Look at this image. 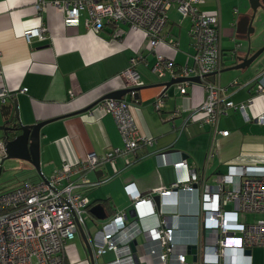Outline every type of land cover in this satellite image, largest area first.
<instances>
[{
    "label": "crops",
    "instance_id": "obj_1",
    "mask_svg": "<svg viewBox=\"0 0 264 264\" xmlns=\"http://www.w3.org/2000/svg\"><path fill=\"white\" fill-rule=\"evenodd\" d=\"M38 1L0 0V93L4 89L11 92L12 97L5 105L16 101L23 124L53 119L40 129L39 159L44 177H49L63 163H81L87 153L102 154L124 148L113 116L100 106L104 100L88 111H77L112 91L126 88L122 72L128 67L129 60L139 55L144 58V61H138L135 69L143 79V87L148 88L138 92V99L129 94L122 101L130 111L136 136L152 139V143L141 144L135 152L116 156L112 162L85 175L91 182L100 181L94 186L81 188L90 201L89 209L100 204L106 215L105 219L98 220L88 209L84 215L86 231L93 232V227L112 215L125 213L127 216L133 212L125 190L129 184L153 200L183 173L173 167L176 161L185 160L188 169L198 173L205 171L206 181L210 184L215 182L217 175L227 174L232 166L264 165V124L255 120L264 112V96L255 93L254 87L256 77L264 74L259 65L243 70H225L216 75L215 83L226 89L225 97L234 103L249 100L245 109L251 120L245 121L239 112L231 110L221 116L217 127L220 131H227V135L216 136L214 155L206 162L211 127L200 124L203 117L201 107L206 98L203 85L187 82L182 85L185 94L179 92L178 84L170 86L165 91L163 109L157 111L154 106V100L163 92V87L154 85L170 80L169 76L159 78L152 73L156 55H163L176 66L192 64L191 21L188 17H181L175 8L170 9L166 30L176 46L160 43L152 49L141 30L120 26L122 33L115 35L109 25L99 31L88 29L84 24L85 13L75 26H67L51 6L38 14L35 10ZM199 9L219 15L222 69L232 67L235 61L231 52L236 49L241 55L245 50V43L236 36V28L249 15L248 0H202ZM40 25L45 29L44 38H32L27 43L23 32ZM263 44L264 34L261 40L252 44V51ZM24 88L26 92L21 91ZM1 107L0 103V125L3 122ZM190 114L193 121L179 129ZM1 137L0 131V140ZM21 162L20 167L33 170L29 163ZM78 176L73 178L78 179ZM198 211L197 195L182 193L178 205L157 204L155 214L138 224L141 229L158 227L164 214L171 215L176 230L175 241L188 246L197 239L199 224L195 216ZM87 217L93 221V229L88 227ZM127 218L129 221L133 217ZM76 239L84 247L78 235L67 248L75 258L79 255ZM134 240L136 264H155L146 253L142 236ZM249 252L246 254L250 255V264H264V249L254 248ZM186 260L194 262L193 255L187 254Z\"/></svg>",
    "mask_w": 264,
    "mask_h": 264
},
{
    "label": "built area",
    "instance_id": "obj_2",
    "mask_svg": "<svg viewBox=\"0 0 264 264\" xmlns=\"http://www.w3.org/2000/svg\"><path fill=\"white\" fill-rule=\"evenodd\" d=\"M202 0H39L35 5L37 13L48 6L63 17L67 26H75L83 13L88 29L102 30L105 25L113 27L114 34H121L120 26L141 30L150 48L160 43L175 47L176 42L168 30V12L175 8L181 17L191 21L189 38L192 48L191 65L176 66L173 61L157 54L151 67L152 73L160 78L199 77L206 91L202 104L203 117L200 124L211 127L206 162L214 155L216 136L227 135L218 129V120L229 110L239 112L245 121H250L245 106L247 102L234 103L225 97V88L211 83L205 76L217 74L222 69L223 52L220 44V24L218 14H209L199 9ZM45 29L38 27L23 32L28 43L32 38H44ZM144 61L142 55L129 60L122 72L125 87L144 84L135 67ZM1 72V68H0ZM179 84V92L185 94V85ZM237 82L234 81V84ZM255 93L264 96V74L255 79ZM26 92V88L21 90ZM12 94L2 90L0 103L3 105ZM100 106L111 113L122 135L124 148L110 152L87 153L81 163L61 164L46 181L22 183L17 188L0 193V264H69L78 263L77 257L67 252L70 243L82 226L91 253L85 250L88 264H136L130 243L142 236L146 243V253L155 264H250L246 252L254 248L264 249V165L232 166L227 174H219L215 182L206 181L202 173L188 169L185 160L173 163V167L183 172L160 194L158 205H178L179 194L195 193L199 211L195 216L197 229V248L194 262L186 260L187 245L175 241L176 230L172 216L164 214L158 227L141 229L138 222L155 214L157 205L151 197H144L131 184L127 189L134 218H126L125 213L112 215L96 225L93 232L86 231L84 215L90 207L82 187H91L85 174L97 170L116 156L135 152L141 144H151L152 139L137 137L136 128L127 105L122 100L105 99ZM157 111L164 107V98L159 95L154 100ZM264 124V112L255 118ZM192 114L184 118L181 127L192 122ZM4 144L0 141V155ZM74 179V175H78ZM240 214L244 217L240 219ZM247 214L256 215L249 222ZM85 248V247H84ZM112 257L105 258L106 254ZM90 255V256H89ZM77 256V255H76ZM90 259L92 262L90 263Z\"/></svg>",
    "mask_w": 264,
    "mask_h": 264
},
{
    "label": "water",
    "instance_id": "obj_3",
    "mask_svg": "<svg viewBox=\"0 0 264 264\" xmlns=\"http://www.w3.org/2000/svg\"><path fill=\"white\" fill-rule=\"evenodd\" d=\"M249 3V15H246L241 23L237 24L236 36L237 38L245 43V50L243 54H237V50L234 49L231 52V58L235 61V64L232 67L227 69H221L219 73L225 70H243L245 68L253 67L259 65L264 71V44L252 51V44L258 40L262 33L264 32V5L262 0H248ZM238 47V46H237ZM236 47V48H237ZM217 74H211L205 76L206 80L215 83V77ZM158 77V76H157ZM160 78V77H159ZM193 82L200 84L201 79L199 77H190V78H170L169 81L159 83L154 86L163 87L162 96L163 98L167 96L165 91L173 85H176L182 82ZM148 88L142 86L137 87H126L101 97L96 102L88 105L87 107L77 111L85 112L93 108L99 101L105 99H114V100H123L126 95L131 94L133 99H138V92L141 89ZM10 100V99H9ZM1 116L2 124L0 125V131L2 132V139L5 141L4 150L5 158L4 159H17L29 163L32 168L35 170L36 174L42 181H46V178L41 173L40 169V159H39V138H40V129L42 126L53 119L47 121H40L34 124H23L19 118V111L16 101L9 102V104L2 105L1 107ZM166 153V152H163ZM3 159V160H4ZM1 161V163L3 162ZM102 173V171H100ZM160 197L155 196L153 198L154 203L157 205L159 203ZM103 207L98 204L94 205L89 209V213L93 215L96 219L102 220L106 218V215L103 213ZM134 213H128V217H133ZM78 235L82 239L84 247L88 254L91 253V249L87 242L86 236L83 232V229L79 227ZM132 252L135 251L136 240L131 241L130 243ZM187 254L193 255V261L196 260L195 254L197 248L195 245H188L186 247ZM249 254L250 252L247 251ZM90 256V255H89ZM92 260L90 259V263Z\"/></svg>",
    "mask_w": 264,
    "mask_h": 264
},
{
    "label": "rangeland",
    "instance_id": "obj_4",
    "mask_svg": "<svg viewBox=\"0 0 264 264\" xmlns=\"http://www.w3.org/2000/svg\"><path fill=\"white\" fill-rule=\"evenodd\" d=\"M264 20V19H263ZM264 34V32L262 33ZM259 40L262 39V36L258 38ZM3 159V156L0 155V162ZM22 162L17 159H4L2 163H0V193L8 192L12 189L17 188L22 183H38L33 182V179L39 178L36 174L35 170H27L20 167V164ZM40 179V178H39ZM40 182V180H39ZM242 219L244 217V214L239 215ZM256 215L247 214L245 219H248L249 222H252L254 219H256ZM88 223V227L93 229L95 227H91L93 225V221L90 219V217H87L86 219ZM77 242V239H76ZM77 249H78V263L74 264H88L87 260L85 259L84 254V247L81 246L79 242H77ZM112 255L106 254L105 258H110ZM66 264H69L68 262Z\"/></svg>",
    "mask_w": 264,
    "mask_h": 264
},
{
    "label": "bare ground",
    "instance_id": "obj_5",
    "mask_svg": "<svg viewBox=\"0 0 264 264\" xmlns=\"http://www.w3.org/2000/svg\"><path fill=\"white\" fill-rule=\"evenodd\" d=\"M3 105H5V104H3ZM1 140H2V141H1ZM1 140H0V141L5 145V143H4L5 141H4L3 139H1ZM4 154H5V150H4V152H3V155H4ZM5 155H6V154H5ZM4 158H5V156L3 157V159H4ZM3 159H2V160H3ZM2 160H1V161H2ZM0 163H1V162H0ZM86 174H87V173H86ZM86 174H85V175H86ZM45 178H46V177H45ZM47 178H48V177H47ZM47 178H46V180H47ZM41 181H42V180H40V182H41ZM43 182H44V181H43ZM131 207H132V206H131ZM132 209H133V208H132ZM133 212H134V215H135V211H134V209H133ZM125 216H126V215H125ZM126 218H127V216H126ZM133 218H134V216H133ZM85 226H86V223H85ZM80 227L82 228V226H80ZM82 229H83V228H82ZM78 230H79V228H78ZM83 232H84V231H83ZM77 236H78V234H77Z\"/></svg>",
    "mask_w": 264,
    "mask_h": 264
}]
</instances>
